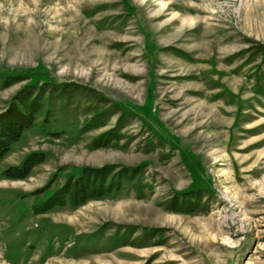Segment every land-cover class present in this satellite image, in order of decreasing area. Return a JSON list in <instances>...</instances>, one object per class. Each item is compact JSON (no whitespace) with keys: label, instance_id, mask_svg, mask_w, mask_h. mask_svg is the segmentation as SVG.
Wrapping results in <instances>:
<instances>
[{"label":"rangeland","instance_id":"rangeland-1","mask_svg":"<svg viewBox=\"0 0 264 264\" xmlns=\"http://www.w3.org/2000/svg\"><path fill=\"white\" fill-rule=\"evenodd\" d=\"M30 84L42 110L0 162V264H264V0H0V113ZM112 164L141 172L32 212Z\"/></svg>","mask_w":264,"mask_h":264},{"label":"trees","instance_id":"trees-1","mask_svg":"<svg viewBox=\"0 0 264 264\" xmlns=\"http://www.w3.org/2000/svg\"><path fill=\"white\" fill-rule=\"evenodd\" d=\"M44 94V89L38 90L32 84L26 85L12 98L8 108L0 113V162L23 133L35 126L36 117L42 110ZM114 138V133L108 131L96 138L92 146L104 147ZM43 161V153L29 154L19 166L8 168L4 176L10 179H24L29 176L33 167ZM140 172L139 166L129 167L117 164L99 168L83 167L78 174L68 176L64 183L45 199L34 204L32 212L39 215L57 207H78L89 201L101 199L120 190L125 182L135 180ZM46 189L47 187L41 191Z\"/></svg>","mask_w":264,"mask_h":264}]
</instances>
